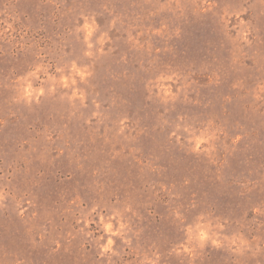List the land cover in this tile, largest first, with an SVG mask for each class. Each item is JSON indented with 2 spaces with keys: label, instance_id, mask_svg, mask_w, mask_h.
I'll list each match as a JSON object with an SVG mask.
<instances>
[{
  "label": "rangeland",
  "instance_id": "1",
  "mask_svg": "<svg viewBox=\"0 0 264 264\" xmlns=\"http://www.w3.org/2000/svg\"><path fill=\"white\" fill-rule=\"evenodd\" d=\"M0 264H264V0H0Z\"/></svg>",
  "mask_w": 264,
  "mask_h": 264
},
{
  "label": "clouds",
  "instance_id": "2",
  "mask_svg": "<svg viewBox=\"0 0 264 264\" xmlns=\"http://www.w3.org/2000/svg\"><path fill=\"white\" fill-rule=\"evenodd\" d=\"M203 238V237H202Z\"/></svg>",
  "mask_w": 264,
  "mask_h": 264
}]
</instances>
